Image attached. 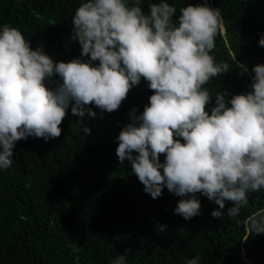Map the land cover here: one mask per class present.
Wrapping results in <instances>:
<instances>
[{"label":"clouds","instance_id":"9594fccd","mask_svg":"<svg viewBox=\"0 0 264 264\" xmlns=\"http://www.w3.org/2000/svg\"><path fill=\"white\" fill-rule=\"evenodd\" d=\"M176 13L167 0L149 3L147 12L142 0H81L71 38L90 59L70 62L54 61L43 46L33 50L19 29L0 26V171L13 166L18 141L60 137L70 107L75 116L95 118L94 105L102 118L143 79L153 94L117 136L118 160L130 162L153 199L165 188L182 197L174 214L185 220L201 214L197 193L219 206L214 218H222L226 202L234 205L228 216L238 217L249 194L264 189V64L252 68L248 92L230 99L226 91L211 94L204 86L230 68L211 54L225 30L221 11L204 3L180 8L174 20ZM258 44L264 47V36ZM83 131L91 134L87 126ZM243 227L245 241L264 234V208ZM129 253L111 264H126ZM186 264L201 262L193 257Z\"/></svg>","mask_w":264,"mask_h":264},{"label":"trees","instance_id":"16d2710c","mask_svg":"<svg viewBox=\"0 0 264 264\" xmlns=\"http://www.w3.org/2000/svg\"><path fill=\"white\" fill-rule=\"evenodd\" d=\"M159 0H142L148 4ZM179 9L189 4L220 9L225 30L216 37L217 62L230 68L204 87L226 99L246 93L253 83L252 68L264 64V0H167ZM81 0H0V26L19 29L33 50L43 46L54 61L82 57L73 40L71 23ZM236 58L235 61L233 59ZM240 65L247 67L244 72ZM52 78L49 87H54ZM152 91L141 80L120 108L78 117L71 107L60 125V137L45 141L29 136L16 143L13 166L0 171V264H111L128 248L126 264H264V234L249 236L243 220L264 208V189L249 194V204L238 217H229L226 202L222 218L214 201L197 193L201 214L190 220L174 214L182 197L165 188L153 199L131 173L129 161L116 155L117 136L142 113ZM215 98L207 106L209 114ZM81 121L83 123L81 124ZM91 129V134L83 128ZM164 156H161L163 162ZM158 225L166 226L163 232Z\"/></svg>","mask_w":264,"mask_h":264}]
</instances>
